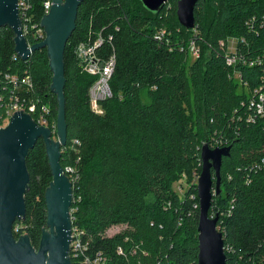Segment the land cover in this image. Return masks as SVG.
Returning a JSON list of instances; mask_svg holds the SVG:
<instances>
[{"label": "trees", "instance_id": "obj_1", "mask_svg": "<svg viewBox=\"0 0 264 264\" xmlns=\"http://www.w3.org/2000/svg\"><path fill=\"white\" fill-rule=\"evenodd\" d=\"M44 1L30 0L34 22L41 20ZM176 1L152 13L139 0H83L65 46L67 142L59 162L63 169H74L72 226L83 230L89 243L86 254L101 252L105 264H197L198 210L193 209L197 196L194 201L189 198L196 195V186H188L182 196L172 186L181 173L189 175L195 167L200 172V146L214 131L231 135V151L222 158L221 193L208 215L212 209L220 213L233 207L225 218L224 243L235 255H254L264 232V170L250 171L264 155V118L252 125H226L257 85L259 71L241 68L247 82L242 87L228 77L218 46L227 37H243L244 54L263 50V32L253 35L245 22L264 14V0L199 1L194 19L201 53L189 64L184 53L168 51L166 44L176 47L193 36L177 22ZM168 4L172 9L166 10ZM160 29L169 33L163 42L154 40ZM99 32L105 42L96 56L102 61L112 54L116 58L110 80L113 97L100 104L101 115L89 106L88 89L95 77L82 72L76 54L79 43L93 40ZM24 71L32 80L34 96L48 104L49 122L55 126L57 103L50 90L45 49L22 61L14 52L13 32L1 27L0 72ZM191 109L195 118L188 115ZM25 166L29 175L23 195L25 216L13 226L19 225L37 248L46 228L44 192L52 180L42 139L28 151ZM114 225L125 229L105 235ZM131 245H139L134 255L128 251ZM119 246L124 255L117 253ZM229 260L227 255V264Z\"/></svg>", "mask_w": 264, "mask_h": 264}, {"label": "water", "instance_id": "obj_2", "mask_svg": "<svg viewBox=\"0 0 264 264\" xmlns=\"http://www.w3.org/2000/svg\"><path fill=\"white\" fill-rule=\"evenodd\" d=\"M82 1L51 0L49 12L40 20L44 39L28 47L20 29L17 0H0V28L7 26L13 32L16 57L26 61L36 50L45 49L51 72L50 90L57 103L55 138L50 129L38 126L23 110L14 112L7 126L0 128V264H70L72 184L59 162L61 148L67 142L63 57ZM139 1L149 12L159 13L170 0ZM199 1L206 0L176 1L177 22L186 30L195 27L194 8ZM38 139L45 145L52 180L44 192L46 228L34 248L27 234L15 238L12 228L25 216L23 195L29 179L25 158ZM230 151L231 146L211 149L207 144L200 149L197 264H226L222 235L216 229L218 217L210 218L208 213L213 196L221 193L222 158L229 157Z\"/></svg>", "mask_w": 264, "mask_h": 264}, {"label": "built area", "instance_id": "obj_3", "mask_svg": "<svg viewBox=\"0 0 264 264\" xmlns=\"http://www.w3.org/2000/svg\"><path fill=\"white\" fill-rule=\"evenodd\" d=\"M52 5L51 0H45L43 2V15H46ZM31 9L30 0H17L18 18L20 21V29L23 37L26 40L27 46L30 47L36 43L41 42L44 39V31L40 26V22H34L32 15L29 13ZM41 17V18H42ZM247 30L255 36H258L263 32L264 35V14L260 17H250L245 22ZM117 30V29H116ZM193 36L190 37L184 43L176 44V47L166 43L168 51L177 50L180 53H184L194 60L200 56V47L196 40V28L194 27ZM169 34L165 30L160 29L155 32L154 40L163 42L165 36ZM107 40H111V35H108ZM28 39H32L34 44H31ZM105 42V37L99 32L95 35L93 40L90 37L86 41L78 44L76 54L78 61L81 66L82 72L95 77L94 82L88 89V99L91 111L101 115L103 113L100 104L113 97L110 80L115 68L116 58L112 54L108 59L102 61L96 56V50ZM246 41L243 37H227L219 41L218 46L222 52L223 62L227 69H229L228 77L236 81L239 85L246 88L247 82H244L241 74V68H257L259 73L257 76V85L249 92L248 97L242 100L239 107L235 109L226 120V125L231 124H242L252 125L258 120L264 118V49L255 55L244 54L241 52V48L245 47ZM23 110V113L29 115L38 126H42L51 130L54 133L55 126L49 122L50 108L48 104L44 103L42 99L35 97L33 93V83L29 74L24 71L22 75L17 73L0 72V128H4L9 123V120L14 112ZM233 136L237 134L233 129ZM231 135L223 131H214L207 141L202 142V145L207 144L209 148H221L229 146ZM75 145L79 143L73 141ZM200 151V150H199ZM200 161V159H199ZM201 166V161H200ZM252 169L264 170V155L252 165ZM64 174L68 177L71 184H74V169L72 166H66ZM197 177L194 180L196 186ZM249 178L246 179V183H249ZM214 194V192H213ZM195 196L191 194L189 198L194 201ZM215 196H213L214 199ZM213 201V200H212ZM234 202L230 200V205ZM232 206L228 207L225 211L218 212L213 211L209 215L210 218L218 217L216 223V229L221 233L223 239V251L226 257H230L229 264H264V232L257 245V252L252 256L243 257L241 255H235L232 246L228 243H224L225 239V218L231 213ZM193 209L199 210L198 199L197 202L193 203ZM73 211L75 208L70 207V243L68 258L70 264H105L106 257L101 252H96L93 256L86 254L88 251L89 243L88 240L84 239L83 230L72 226L73 222ZM121 227V229H120ZM120 229V230H119ZM125 226L114 225L109 228L105 235L112 236L120 233ZM113 230V231H112ZM13 234H17V238L25 234L20 231L19 225L13 226ZM128 238H125L124 242H127ZM139 249V245L129 247V252L134 255L136 250ZM117 253L124 255V249L122 247L117 248ZM143 256H146L145 252H142Z\"/></svg>", "mask_w": 264, "mask_h": 264}, {"label": "rangeland", "instance_id": "obj_4", "mask_svg": "<svg viewBox=\"0 0 264 264\" xmlns=\"http://www.w3.org/2000/svg\"><path fill=\"white\" fill-rule=\"evenodd\" d=\"M167 9H172V6L170 4H168L166 6V10ZM164 14L166 15V11L164 12ZM174 15H175V12H174ZM211 13L208 12V18L210 17ZM200 47V46H199ZM201 50V49H200ZM206 54V52H204ZM190 60H194L193 58L191 59L189 56H187V58L185 59V62L187 64H189L191 61ZM192 112H188V115H191L192 118H195V109H191ZM53 138H55V136H53ZM197 174H198V170L195 168L192 169V171L189 173V175H186L185 173H181L179 175V179L177 182H175L173 184V190L179 194L180 196H182L183 192L187 189V187L191 186L195 180V178L197 177ZM121 229V227H120ZM119 229V230H120ZM113 231V230H112Z\"/></svg>", "mask_w": 264, "mask_h": 264}]
</instances>
